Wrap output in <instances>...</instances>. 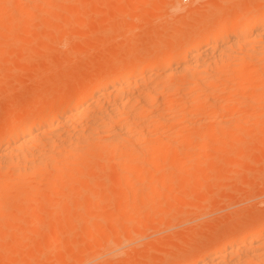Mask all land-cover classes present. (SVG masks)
<instances>
[{"label": "rangeland", "instance_id": "rangeland-1", "mask_svg": "<svg viewBox=\"0 0 264 264\" xmlns=\"http://www.w3.org/2000/svg\"><path fill=\"white\" fill-rule=\"evenodd\" d=\"M3 1L6 5L10 0ZM18 1L23 2H18L21 7L13 9L4 5V11L7 16L22 15L21 22L25 18L22 23L26 26L18 28L16 35L17 31L2 32L6 22L2 19L0 22V33L6 37L0 40V125L7 114L15 115L14 112L42 97L45 101L51 92L52 96H58L63 89L70 90L67 94L78 93L81 86L96 79L103 67L106 71L133 58L141 64L155 46L176 49L192 39L203 24L200 18L203 9L197 15L185 14L190 18L185 16L188 19L185 20L172 11L174 0H68L61 5L60 1L53 0L54 6L43 7L27 20L25 15L32 7L31 1L40 0ZM177 1L185 8L193 2ZM226 1L223 11L220 9L224 16L234 13L235 9L236 12L243 10L245 17L258 10L264 13V0H240L242 4L232 0L237 6ZM238 4L243 6L241 10ZM50 12L56 19L48 17ZM80 15L86 16L85 22L81 18L83 25L77 19ZM193 19L200 23H194ZM69 20L75 24L68 26ZM66 26L68 30L64 29ZM23 28L20 35L19 30ZM16 36L30 55L17 43L18 38L14 40ZM183 37L186 40L182 41ZM72 46L76 48L74 51ZM228 106L232 111L237 108L233 102ZM226 119L228 123L215 133L205 123L184 136L191 142L196 131L206 132L201 149L196 141L187 146L189 150L184 148L190 157L185 165L187 174L157 173L151 177L141 173L118 178L114 163L104 166L96 161L87 163L83 176L77 175L79 172L75 169L76 173L72 172L69 177L48 173L40 179L25 180L24 187L13 192L11 204H4L0 198V207L6 206L0 208V264H180L212 253L222 238L241 233L248 225L262 226L264 96L256 107L242 106L238 113ZM170 152L173 154L174 150ZM168 165L160 163L161 167ZM150 188L154 194L148 198L145 192Z\"/></svg>", "mask_w": 264, "mask_h": 264}, {"label": "bare ground", "instance_id": "bare-ground-1", "mask_svg": "<svg viewBox=\"0 0 264 264\" xmlns=\"http://www.w3.org/2000/svg\"><path fill=\"white\" fill-rule=\"evenodd\" d=\"M2 1L0 2V22L2 19L6 24H4L5 27L1 26L3 30L5 29L1 31L7 33L17 31L25 25L22 23L25 18L21 22L22 15L20 17L16 14L7 16L8 13L5 14V4ZM54 1H60L59 5H61L62 2L68 0ZM192 1V5L188 8L177 0H174L171 6L173 12L184 17L187 16L185 14L191 12L194 14L203 9L200 17L203 22L200 25L201 30L194 32V37L189 36L192 39L189 40L187 37L188 40L183 44L179 46L176 44L178 48L165 50L166 46L165 49L155 46L152 54L141 64L133 58L123 65L112 67L113 69L103 71V67L102 72L100 69L99 74L95 76L96 79L94 78L95 80L90 83L88 81L83 88L81 86L78 93L71 91V94H67L70 90L63 89L59 90L61 92L58 96L56 94L52 96L54 94L51 92L54 91L52 89L49 91L51 97L46 96L45 101L42 97V100L34 102L33 105H27L23 110H19L20 112H14L15 115L7 114V118L3 120L4 123L1 122L3 125H0V198L4 199V204H11L13 192L22 189L26 184L25 180L40 179L48 173L69 177L77 170L79 172L77 175H81L87 163L93 164L96 161L102 162V165L104 163V166L108 162L114 163L115 174L118 178L141 173H148L151 177L157 173L162 175H172L175 172L187 174L188 169L185 165L190 157L184 148H187L192 141H196L199 143L197 147L201 149L206 132L204 129L196 131V136L193 137L195 139L191 142L184 137L185 135L195 131L194 127L205 123L209 124L212 133H215L228 123L226 116L238 113L242 106L249 105L254 108L260 103L264 96L263 11L258 10L252 16L245 17L246 13L241 10L243 1L238 0V3L241 2L238 4L241 6H239L241 11L236 12L237 9H235L234 13L231 12L224 16L222 11L225 7V0ZM18 2L22 1L10 0L9 3L6 2V5H10L13 9L21 7L23 2L21 4ZM31 3L32 7L25 15L26 20L36 15L35 13L41 11L43 7L55 5L53 0L31 1ZM194 3L195 6H193ZM226 3L235 2L227 0ZM235 6H237L236 3ZM63 8L62 5V10ZM70 12L72 13V10ZM66 13L69 14L68 11ZM48 17L55 18L51 12L48 13ZM84 17L77 19L82 22ZM187 17L185 20H188ZM68 19L75 20L73 17ZM83 20L85 22V18ZM69 21L65 22L66 25ZM73 21H70L71 25L68 26L75 24L71 23ZM197 21L200 23V20ZM197 21L193 19L194 23ZM64 29L68 30L69 27L67 29L66 26ZM21 31H24V28L19 30L20 35ZM17 33L18 31L16 35ZM31 33L27 34L31 35ZM37 33L38 29L35 35ZM23 34L24 37L27 35L25 32ZM3 37L4 35L0 33L1 41ZM17 38L16 36L14 40ZM21 38L23 39V36ZM183 40L186 39L183 37ZM19 42L23 41L19 39L17 43ZM31 42L29 44L33 46ZM21 44L26 52L23 43ZM18 48L22 49L20 46ZM75 49L74 47L72 51ZM25 52V55L26 53L30 55ZM157 53L161 55L154 57L153 55ZM244 66L248 67L242 69ZM55 83L58 85L57 81ZM47 91L44 92L47 93ZM232 102L237 107L233 111L228 106ZM9 111L11 112V109ZM238 135L240 137V132ZM234 145L237 144L234 143ZM172 149L173 154L170 152ZM160 163L169 165L161 167ZM32 189L36 188L32 187ZM53 190L56 189L53 188ZM153 194L152 188L145 192L148 198H151ZM3 207L6 206L0 208ZM261 225L263 227L260 224L248 225L244 227V230L242 229L241 233L222 238L216 249L213 248L215 250L210 251L212 253L202 254L195 261L189 260L180 264H264V222Z\"/></svg>", "mask_w": 264, "mask_h": 264}]
</instances>
